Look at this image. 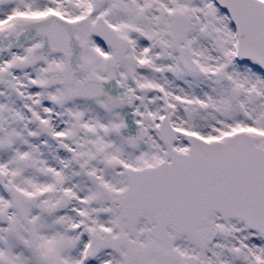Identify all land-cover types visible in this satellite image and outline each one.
I'll return each mask as SVG.
<instances>
[{
  "label": "snow or ice",
  "instance_id": "6c2138e0",
  "mask_svg": "<svg viewBox=\"0 0 264 264\" xmlns=\"http://www.w3.org/2000/svg\"><path fill=\"white\" fill-rule=\"evenodd\" d=\"M0 264H264V0H0Z\"/></svg>",
  "mask_w": 264,
  "mask_h": 264
}]
</instances>
